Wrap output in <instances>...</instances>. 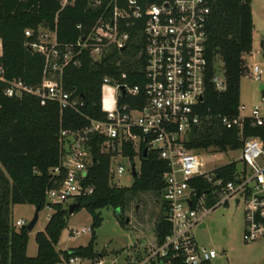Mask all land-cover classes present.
<instances>
[{"label":"built area","instance_id":"1","mask_svg":"<svg viewBox=\"0 0 264 264\" xmlns=\"http://www.w3.org/2000/svg\"><path fill=\"white\" fill-rule=\"evenodd\" d=\"M62 10L75 5L77 0H60ZM88 8L99 10L100 17L93 28L72 43L60 42L58 15L54 28L41 26L37 32L25 31L29 39L26 46L44 57L42 83L29 86L22 80H8L0 66V83L4 94L11 99L30 95L57 104L62 111H73L84 116L89 124L80 130L62 131L60 142L64 154L59 167L52 170L53 187L47 192L46 203L51 209L61 206L66 210L79 200L94 195L91 172L94 163L92 144L101 139L100 151L112 155L111 181L126 173L123 165L113 168L114 160L124 157L126 145L136 153L144 147L148 154L156 153L167 166L164 190L161 196L162 212L170 224V233L162 244L155 238L145 251L146 262L156 264H205L218 257L217 251L201 246L192 231L218 207L234 201L245 205L248 243L264 238V145L256 138L244 141L241 150L242 168L234 180H225L218 170H206L203 156L187 148L194 128L209 117L201 113L208 85L219 93L226 88L224 69L216 70L209 79L207 47L211 8L207 0H88ZM83 26L79 24L78 30ZM140 31L138 40L144 46L146 59L145 86H131L106 78L102 86L103 120H92L83 114L84 101L65 90L62 76L69 65H79L80 58L88 54L95 61L101 60L113 50L124 51L135 41L134 33ZM31 39V40H30ZM2 45L0 41V54ZM217 69V68H216ZM263 71L254 66L250 76L262 80ZM128 75L124 73L122 80ZM122 88L125 89L123 97ZM129 99V102H121ZM264 102V98H263ZM244 105H240L238 127L242 130L246 119L252 125L263 126L260 107L252 110L251 117H244ZM222 125L232 129L229 117H218ZM138 147V151L136 150ZM126 158V157H124ZM140 171L132 166L133 171ZM141 170V169H140ZM134 177V176H133ZM135 178V177H134ZM208 186L203 192V186ZM220 198L207 209L209 195ZM53 215V214H52ZM52 215L49 217H52ZM26 224L16 223L17 228ZM93 228L72 230L73 238L92 234ZM100 256L95 263L79 256L62 260L61 264H119L108 263Z\"/></svg>","mask_w":264,"mask_h":264},{"label":"trees","instance_id":"2","mask_svg":"<svg viewBox=\"0 0 264 264\" xmlns=\"http://www.w3.org/2000/svg\"><path fill=\"white\" fill-rule=\"evenodd\" d=\"M207 1L212 11L207 47L209 79L215 75L216 61L220 59L227 88L219 93L214 86L208 85L201 113L209 119L193 129L187 148L198 153L213 150L227 154L241 151L244 141L249 138L259 139L264 145V125L254 126L250 119H246L241 130L237 121L241 80L246 73L244 56L253 50L252 0ZM87 2L77 0L75 5L62 10L60 0H0V66L5 69L7 79L22 80L29 86L42 83L44 57L27 48L29 39L25 31L37 32L41 26L54 28L58 15L60 42H75L87 34L100 17L101 12L88 8ZM79 24L83 26L81 31L77 29ZM133 36L135 41L124 51L113 50L99 61L84 54L79 65L71 64L65 68L63 86L84 101L83 114L90 119L100 121L105 117L102 86L106 78L131 86H145L144 46L137 39L140 31ZM124 73L128 75L126 80H122ZM4 89V84L0 83V264H61L63 259L69 260L71 256L91 261L104 257L94 248L96 229L103 223L99 212L107 208L123 211L128 196L132 194L158 193L162 196L164 175L168 170L165 162L156 153H150L144 159L143 147L138 153L141 170L134 185L131 188L111 187L112 155L101 153L102 140L96 139L92 144L94 163L90 181L95 192L78 201L81 209L86 208L93 217L91 243L85 248L57 251L69 211L54 206L45 230L36 234L38 255L31 258L27 254L29 232L23 228L18 231L11 225L12 208L31 205L40 213L47 207V192L53 187L55 178L52 170L60 166L64 154L61 133L83 129L89 121L73 111H62L55 103L30 95L22 99L8 98ZM121 102H129V99ZM219 116L229 117L234 123L233 128H225ZM123 155L134 161L137 153L131 145H126ZM238 168V164L231 163L221 167L218 173L227 181L234 180ZM203 188V192H207L208 186ZM170 229L163 216L155 231L159 244L163 243Z\"/></svg>","mask_w":264,"mask_h":264},{"label":"rangeland","instance_id":"3","mask_svg":"<svg viewBox=\"0 0 264 264\" xmlns=\"http://www.w3.org/2000/svg\"><path fill=\"white\" fill-rule=\"evenodd\" d=\"M254 18V43L250 54L244 56L246 73L241 80V104L246 107L242 113L244 117H251L254 107H260L261 117L264 118V0H252ZM259 66L262 71V80L256 82L250 74L253 67ZM216 70L223 72V62L216 61ZM138 151V147H136ZM203 156L206 170L223 167L228 164H238L242 168L241 151L218 153L213 150L196 152ZM113 168L123 165L126 173L111 181V187L131 188L135 178L132 175V166L140 171L141 160L137 153L134 161L119 157L114 160ZM220 198L209 195L206 208L210 209L219 202ZM36 208L31 205H16L12 208L11 225L16 229L18 221L28 225L34 218ZM54 210L47 206L39 213V221L35 229L29 233L27 254L31 258L38 255L36 234L43 232ZM103 219L100 228L96 229L94 248L97 253H103L108 263L118 260L119 264H156L146 262V249L155 242V231L163 215L162 200L158 193H139L129 195L123 211L107 208L99 212ZM192 231L199 245L217 251L218 257L211 264H264V238L248 243L244 239L246 230L245 205L239 207L234 201H229L215 209L202 223ZM93 227L92 214L86 209H78L72 216L69 215L67 226L62 232L57 251H70L80 247H87L93 234L82 235L77 238L71 236L72 230ZM97 260H94L95 263Z\"/></svg>","mask_w":264,"mask_h":264},{"label":"water","instance_id":"4","mask_svg":"<svg viewBox=\"0 0 264 264\" xmlns=\"http://www.w3.org/2000/svg\"><path fill=\"white\" fill-rule=\"evenodd\" d=\"M262 89H264V86L262 87ZM122 92H123V97H125V89L124 88H122ZM143 157H144V159H146L148 157L147 150L144 151ZM133 176L137 177V171H135V170L133 171ZM81 207L82 206L80 204H78V203L71 205L69 207V210H68L69 211V215L72 216L74 214V212L76 210H78V209H81ZM38 221H39V210L36 209V212H35L33 220L28 225H25L23 227V229L27 230L29 233L32 232L35 229Z\"/></svg>","mask_w":264,"mask_h":264},{"label":"crops","instance_id":"5","mask_svg":"<svg viewBox=\"0 0 264 264\" xmlns=\"http://www.w3.org/2000/svg\"><path fill=\"white\" fill-rule=\"evenodd\" d=\"M253 23H254V18H253ZM254 31H255V25H254ZM254 31H253V43H254Z\"/></svg>","mask_w":264,"mask_h":264}]
</instances>
